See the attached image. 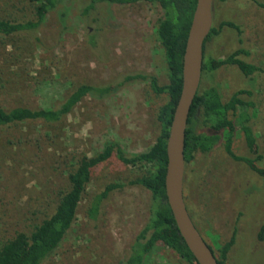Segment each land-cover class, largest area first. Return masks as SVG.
I'll return each mask as SVG.
<instances>
[{
  "label": "rangeland",
  "instance_id": "1",
  "mask_svg": "<svg viewBox=\"0 0 264 264\" xmlns=\"http://www.w3.org/2000/svg\"><path fill=\"white\" fill-rule=\"evenodd\" d=\"M92 0H64L37 31L0 36V106L7 110L57 108L79 86H116L128 76L147 74L169 84L164 49L158 39L162 9L156 4L118 5ZM263 5V6H261ZM3 19H34L30 0H0ZM230 21L239 30L224 27ZM213 27L220 30L206 45V57L225 60L239 49L241 58L264 69V0H213ZM216 86L224 102L240 90L252 101L257 145L249 149L238 123L233 150L262 161H234L225 151L227 131L210 153H196L186 164L184 197L190 217L217 252L237 230L228 264H264V73L245 77L225 66L203 77L200 92ZM106 98L87 96L58 125L24 122L0 132V240L30 232L54 210V200L69 188L68 176L83 156L93 157L108 141L130 156L148 152L160 136L158 114L168 96L135 81ZM208 129L201 119L196 131ZM139 168L113 157L93 170L78 219L59 249L44 264H126L131 247L151 216L152 193L128 183ZM127 186L106 199L96 218L89 215L93 198L108 184ZM147 264H187L159 245Z\"/></svg>",
  "mask_w": 264,
  "mask_h": 264
},
{
  "label": "trees",
  "instance_id": "2",
  "mask_svg": "<svg viewBox=\"0 0 264 264\" xmlns=\"http://www.w3.org/2000/svg\"><path fill=\"white\" fill-rule=\"evenodd\" d=\"M30 1L34 9V19L17 22L3 19L0 16V36L13 37L20 33L37 31L45 24L49 14L56 10L64 0ZM105 1L118 5L156 4L162 9L163 16L159 22L157 34L166 57L169 84L161 86L156 77L139 73L128 76L124 83L116 86H79L60 106L54 109L33 110L18 107L7 110L0 106V132L13 129L24 122L40 121L48 125H58L87 96L106 98L124 84L144 81L150 84L154 93L168 96V102L161 107L158 114L160 136L148 152L140 155L130 156L125 153L119 143L108 141L103 150L93 157L79 158L76 166L69 173L68 190H61L57 193L52 214L34 226L30 232L19 231L13 237H4L0 240V264H44L49 260L62 245L78 219L79 208L87 194L93 170L109 161L114 153L123 164L139 168L142 172L128 185L144 187L152 193L153 199L149 221L133 243L126 264H147L148 257L159 245H164L176 252L187 264H199L180 234L166 194L167 141L182 94L183 60L197 0H92L85 12L95 10L99 2ZM226 26L239 30V26L230 21L223 22L220 30ZM220 30L213 27L205 41L202 80L205 75L217 72L225 66H236L249 79H253L258 73H264L262 67L241 58L242 55L247 54L244 49L235 51L222 61L212 57L207 58L206 45L213 37L220 34ZM244 95L250 97L252 93L240 90L228 102H224L216 86L205 89L203 92L199 90L191 109L186 133V164L192 162L199 151L212 152L222 142V134L226 131L228 135L225 141V151L234 161L247 163L254 169V162L262 161V156L252 161L248 157L236 155L233 150L237 130L236 122L244 133L249 149L257 145L251 114L254 103L244 100L242 98ZM201 119L205 120V126L208 129L204 133L196 131ZM126 186L123 183L108 184L93 198L89 215L96 218L103 202L113 192ZM236 236L237 230L235 229L231 240L220 250V257L209 246L219 264H228L229 252L236 243ZM258 238L264 242V225L261 227Z\"/></svg>",
  "mask_w": 264,
  "mask_h": 264
},
{
  "label": "water",
  "instance_id": "3",
  "mask_svg": "<svg viewBox=\"0 0 264 264\" xmlns=\"http://www.w3.org/2000/svg\"><path fill=\"white\" fill-rule=\"evenodd\" d=\"M213 28V0H197L183 60V88L167 141L166 194L181 236L199 264H219L195 227L184 197L186 133L192 106L199 92L204 44Z\"/></svg>",
  "mask_w": 264,
  "mask_h": 264
}]
</instances>
